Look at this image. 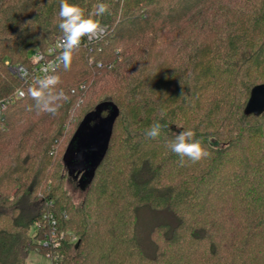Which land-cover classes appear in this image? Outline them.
Listing matches in <instances>:
<instances>
[{
	"label": "trees",
	"instance_id": "16d2710c",
	"mask_svg": "<svg viewBox=\"0 0 264 264\" xmlns=\"http://www.w3.org/2000/svg\"><path fill=\"white\" fill-rule=\"evenodd\" d=\"M68 2L108 33L53 72L67 97L53 115L6 62L30 66L63 34L61 0H0V99L26 92L0 136V264L47 254L31 230L51 214L58 264H264V113H244L264 83V0ZM106 104L119 110L111 141L77 200L65 156ZM187 129L210 155L181 165L166 144Z\"/></svg>",
	"mask_w": 264,
	"mask_h": 264
},
{
	"label": "clouds",
	"instance_id": "9594fccd",
	"mask_svg": "<svg viewBox=\"0 0 264 264\" xmlns=\"http://www.w3.org/2000/svg\"><path fill=\"white\" fill-rule=\"evenodd\" d=\"M99 9L100 12H104L107 7L100 5ZM58 15L61 19L59 28L63 33L61 41L63 51L58 59L64 69L68 70L71 67L73 54L79 49L82 39L97 35L100 24L93 16L85 15L81 7L70 4L68 0H61ZM58 83V76H47L38 81L39 87L30 89L31 95L37 101L38 110L56 114L60 101L67 99L63 91L58 93L53 91ZM161 115L163 116V113ZM163 128L164 125L158 121L152 123L144 133L145 138L157 139ZM166 147L180 158L181 165H183L185 158L192 163H197L210 155L203 142L196 137V133L191 129L176 133L175 138L168 141Z\"/></svg>",
	"mask_w": 264,
	"mask_h": 264
},
{
	"label": "built area",
	"instance_id": "2783aa9c",
	"mask_svg": "<svg viewBox=\"0 0 264 264\" xmlns=\"http://www.w3.org/2000/svg\"><path fill=\"white\" fill-rule=\"evenodd\" d=\"M108 33V28L104 25H100L97 35L82 39L81 44H94L95 42L101 40ZM63 34H61L55 42L48 47L45 51L35 50L30 56V66L23 64L11 65L10 62H6L9 65L10 71L24 83L38 82L47 76H52L53 72L61 64L58 57L62 53L63 49L61 47ZM101 66V64H98ZM86 85L83 83L79 88H74L71 90L72 94H75L78 90H84ZM26 92L24 89H18L12 96L0 99V136L7 130V118L6 113L11 104L16 100L24 98ZM50 221L49 229L45 230L44 222H37L32 230L31 236L36 239L41 246L48 250L47 254L42 255L50 264H58V256L53 255L51 252L55 249L61 247V239L64 238V234L59 233L56 229L57 220L54 216L45 215L44 221ZM41 237H39L40 232ZM73 240H76L74 237Z\"/></svg>",
	"mask_w": 264,
	"mask_h": 264
},
{
	"label": "water",
	"instance_id": "95a60500",
	"mask_svg": "<svg viewBox=\"0 0 264 264\" xmlns=\"http://www.w3.org/2000/svg\"><path fill=\"white\" fill-rule=\"evenodd\" d=\"M111 106L112 109L109 110L108 115L104 116L102 120L98 123L94 131L83 141V143L75 142L79 136L80 130L84 122L93 117L96 114H100L104 109H108ZM244 113L246 116H260L264 113V83L256 85L250 94V98L245 107ZM119 114V110L110 104L103 105L96 109L93 113L86 117V119L81 124L76 137L71 143L67 154L65 156L66 165L69 168L71 175L77 173L75 177L81 176L80 185H84L88 179L93 175L95 167L98 165L100 160L104 157L105 152L111 141L113 134L114 122Z\"/></svg>",
	"mask_w": 264,
	"mask_h": 264
},
{
	"label": "rangeland",
	"instance_id": "374dc122",
	"mask_svg": "<svg viewBox=\"0 0 264 264\" xmlns=\"http://www.w3.org/2000/svg\"><path fill=\"white\" fill-rule=\"evenodd\" d=\"M89 85L90 84H87V89H88ZM80 104H81V102H80ZM110 109H112L111 106H109L105 112L100 113V114H96L93 117L88 118L84 122V124L82 125V128L80 130L79 136L76 139L75 146H77L78 143H83V141L86 140V138L90 135V133H92V131H94V129L96 128L98 123L102 120L104 115H106V112H109ZM80 117H78V114H77V112H75V110L71 111L70 119H69V121L65 127V130H68L69 134L73 135V133L75 131V129H74L75 126H77L80 122ZM71 178H72V186L74 185L73 188L75 187L74 188L75 196L77 197V200H79V198H80V194H79L80 190L79 189L82 188L80 186L81 176H78V177L72 176ZM28 264H50V262L45 257L38 255L32 251L29 255V258H28Z\"/></svg>",
	"mask_w": 264,
	"mask_h": 264
}]
</instances>
